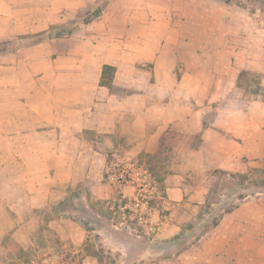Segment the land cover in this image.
I'll list each match as a JSON object with an SVG mask.
<instances>
[{
	"label": "crops",
	"instance_id": "obj_1",
	"mask_svg": "<svg viewBox=\"0 0 264 264\" xmlns=\"http://www.w3.org/2000/svg\"><path fill=\"white\" fill-rule=\"evenodd\" d=\"M7 7L0 15L2 40L52 24L24 29V17ZM86 28L40 42L20 37V45L0 52L1 211L22 218L59 202L76 184L90 199H105L115 191L104 182L109 164H137L145 155H156L166 133L181 139L178 152L186 170L200 174L192 183L188 170L166 174V201L176 208L206 200L217 185L209 168L240 170L242 158L264 157V118L251 116L264 107L240 97L236 78L249 63L243 42H230L226 29L205 32V37L198 32L188 43L178 31L160 33L148 26L121 31L119 39L110 30ZM220 38L225 41L219 43ZM199 45L206 53L195 52ZM187 49L194 50L196 62L182 61ZM103 64L115 67L110 87L100 85ZM218 81L227 85L218 87ZM185 82L199 87L186 88ZM229 96L241 104H223ZM117 186L125 195L133 192L128 182ZM258 209V202L247 200L225 212L208 235L200 236L198 251L190 256L183 250L178 258L182 264H264V249L250 251L244 245L249 236L264 239ZM184 223L168 222L155 237L170 238ZM250 229L254 234L247 233ZM205 241L208 247L202 249Z\"/></svg>",
	"mask_w": 264,
	"mask_h": 264
},
{
	"label": "rangeland",
	"instance_id": "obj_2",
	"mask_svg": "<svg viewBox=\"0 0 264 264\" xmlns=\"http://www.w3.org/2000/svg\"><path fill=\"white\" fill-rule=\"evenodd\" d=\"M8 4L19 12L20 17H24L23 28L34 31L52 23L53 33L54 27L64 25L67 33L72 29L69 26L72 22H82L100 4L99 15L89 23L81 24L79 29H107L119 39L121 31H139L148 26L160 33L178 31L180 38L191 43L198 32L202 33L200 37H205V32L224 28L229 32L227 39L230 42H243L249 63L244 69L259 76L264 84V0H110L108 3L100 0H0V15H6L4 11L8 10ZM2 28L5 24L0 20ZM71 35L74 34L62 37ZM20 37L25 38L24 42H32L39 36L37 32L36 35L26 34L10 40L0 39V52L20 45ZM223 41L224 38H220L219 43ZM181 43L185 45L184 41ZM195 49H198L197 53H206L200 45ZM194 57V50L187 49L181 59L192 63L196 60ZM222 85L227 83H216L218 87ZM184 86L198 89L199 84L185 82ZM114 90L123 91L118 87ZM239 90L245 103L257 100L255 105L264 107L260 100ZM238 102L241 104L229 96L223 104L234 106ZM258 112V115L251 116L264 118V111ZM189 141L194 144L197 138L192 137ZM163 142L165 144L159 153L145 155L137 163L149 169L150 179L144 182L143 189L131 187V195L120 192L117 182H128L133 186L130 173L137 164L113 161L104 172V182H109L115 191L105 199H90L84 193V186L76 184L68 188V194L59 202L28 211L22 214V218H18L14 211L0 210V264H182L178 254L187 250L192 256L200 248V236L207 234L226 210H232L243 201L258 202L259 221H264V212L261 213L260 209L264 210V190L256 185L263 176L255 171L250 172L248 182L244 183L222 174L220 186L211 189L209 198L199 206L192 202L185 208H176V205L168 203L165 195L167 173L188 170L190 176L187 178L191 183L199 181L200 174L191 168L186 170L187 163L178 152L181 139L166 133ZM262 158L244 157L241 159L242 169L226 171L244 173L250 168H260ZM119 168H122L119 172L122 174L114 176ZM211 172L209 168L208 174ZM254 210L256 215L257 209ZM145 221L163 223H159V229L154 233ZM172 221H185L178 234L166 239L155 237L166 223ZM249 221H256V218ZM247 233L252 235L254 231L250 229ZM150 240H153L152 245L148 244ZM253 240L249 236L248 242L244 243L245 248L250 251L264 249V239L259 242ZM202 245V249H207V241ZM144 249H148L147 253Z\"/></svg>",
	"mask_w": 264,
	"mask_h": 264
},
{
	"label": "trees",
	"instance_id": "obj_3",
	"mask_svg": "<svg viewBox=\"0 0 264 264\" xmlns=\"http://www.w3.org/2000/svg\"><path fill=\"white\" fill-rule=\"evenodd\" d=\"M103 1V3H108L110 0H100ZM101 4L96 6L91 13V16L85 18L82 22L79 20L72 22L69 26H72V29L66 33V26H59V27H54V33L52 30V27L50 26L46 31L38 32V38L35 41L32 42H40L42 40H45L50 37H62L65 34H73L76 31L79 30L81 24H87L90 21H92L94 18H96L100 11H101ZM51 31V33H50ZM36 35L37 33H33V35ZM32 35V34H31ZM31 42V43H32ZM115 67L110 65V64H103L102 65V71H101V78H100V85H104L107 87L111 86L112 78L114 75ZM236 87L239 89L243 90V92L252 95L254 98L260 100L264 104V84H262L259 76H254L251 71H248L247 69H242L238 72L236 82H235ZM249 85H252V88H249ZM162 136V140H163ZM255 171L259 172L263 176L261 177L259 183L256 182V185L260 187V189L264 190V157L262 158V165L260 168H250L247 170V172L244 173H239V172H230L226 171L223 169H214L212 171V174L216 177L217 180V185L214 186V189L218 188L221 184V180L223 179L221 177L222 174L228 176L232 180L239 179V183H244L247 181L250 177V172ZM220 173V174H219ZM248 182V181H247ZM213 189V188H211ZM211 189L206 197L209 198V194L211 192ZM227 212V210H226Z\"/></svg>",
	"mask_w": 264,
	"mask_h": 264
},
{
	"label": "built area",
	"instance_id": "obj_4",
	"mask_svg": "<svg viewBox=\"0 0 264 264\" xmlns=\"http://www.w3.org/2000/svg\"><path fill=\"white\" fill-rule=\"evenodd\" d=\"M120 169H122V168H119L117 170L118 172L113 173V175L115 176L116 173L119 174ZM121 174H119V176ZM130 175H131V182L134 183L133 186L135 187V189H138V190L139 189H143L144 182H146V181H148L150 179L149 172L145 168H143L142 166H139V165H136V166L133 167L132 172L130 173ZM117 180H118V178H117ZM118 182H119V180H118ZM140 187H142V188H140ZM145 222H146L149 230H151L154 233L159 229V223H163L162 221H159V222L145 221Z\"/></svg>",
	"mask_w": 264,
	"mask_h": 264
}]
</instances>
